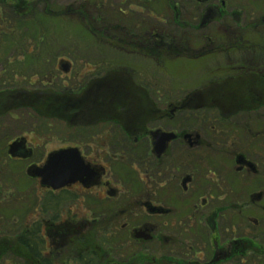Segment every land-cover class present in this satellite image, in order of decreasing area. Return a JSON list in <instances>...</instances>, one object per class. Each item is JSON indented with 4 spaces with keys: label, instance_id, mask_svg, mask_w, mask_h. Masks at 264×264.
I'll return each mask as SVG.
<instances>
[{
    "label": "flooded vegetation",
    "instance_id": "obj_1",
    "mask_svg": "<svg viewBox=\"0 0 264 264\" xmlns=\"http://www.w3.org/2000/svg\"><path fill=\"white\" fill-rule=\"evenodd\" d=\"M41 1L33 0L30 9ZM196 1L204 6L197 5L192 13L198 26L215 22L219 5L222 10L227 7V0ZM255 3L241 4L238 13L244 11L247 19L256 18L261 33L232 34L226 23L223 34H197V41L206 42V51H199L194 59L217 55L226 64L210 66L204 74L207 80L198 82L197 90L180 99L162 97L158 102L149 97L151 84L132 81L128 84L146 90L148 98L130 97L129 101L137 106L148 103L150 109L145 107V114H122L119 111H127V104L117 108L115 102L111 106L116 114L103 108L92 125L68 131L71 144L62 150H77L88 170L81 180L59 189L30 176L36 201L27 215L33 221L22 222L14 239L2 241L24 251L19 241L27 233L33 238L41 236L45 259L51 264H59L53 250L68 252L77 241L85 246L77 255L70 253L73 264L89 256L99 264H264V0H258L256 9ZM9 10L22 17L12 0H0V20ZM68 10H73L69 15L88 22L82 6ZM223 15L227 21L226 10ZM176 22L186 21L178 15ZM0 27L5 31L2 23ZM103 33L110 38L107 31ZM134 34L127 36L130 52L167 55L179 47L170 45L173 40L164 36L152 41L137 40ZM110 36L113 42L123 41L120 34ZM105 77L102 74L97 84H103ZM6 94L7 90L0 88V119L8 114L9 102L15 107L11 111H34L38 106V98L31 99L32 103L21 97L8 101ZM82 102L69 106L68 113L84 111ZM107 124L111 130L96 129ZM23 140L26 156L9 155L14 141L6 146L10 160L34 158L26 139L19 141ZM3 180L11 185L8 178ZM61 197L64 202L57 205ZM12 201L20 200L14 197ZM6 206L0 203V212ZM87 209L88 215L80 216ZM41 216L50 219L41 221ZM1 223L7 228L8 220L3 218ZM84 231L99 234L98 250L91 248L87 235L74 238ZM31 261L46 264L36 257Z\"/></svg>",
    "mask_w": 264,
    "mask_h": 264
},
{
    "label": "rangeland",
    "instance_id": "obj_2",
    "mask_svg": "<svg viewBox=\"0 0 264 264\" xmlns=\"http://www.w3.org/2000/svg\"><path fill=\"white\" fill-rule=\"evenodd\" d=\"M32 1L12 0L17 13L28 17V22L14 21L10 32H8L10 26L7 21L2 25L5 31H2L0 27V88L3 91L16 89L13 98L21 97L24 102L32 103L35 99L31 102L28 92L43 93L42 90L48 88L47 84L50 83L47 73L53 71L52 86L59 85L67 88H83L84 86V90L79 93H76V90L75 96L69 100L57 97L45 99L47 102H44L45 100L42 102L44 107L47 103L59 105L58 108L52 106L47 109L50 120L46 117L42 119L33 111L26 109L11 111L10 114L0 119V146L3 148L0 151V203L7 205L4 207V212H0V224L3 218L8 220L7 228L0 226V231H2L0 233L1 264H33L26 252L20 249L14 250L8 241L14 239L17 234L16 228L22 222L28 219L30 222L33 221L27 215L34 209L36 201L33 196L35 183L29 180V170L43 167L51 154L69 146L71 143L68 142V131L79 130L81 125H92L95 120H98V115L103 112V108L116 114L117 110L114 111L115 107L111 106L115 102L117 108H121L124 105L122 103L127 104L129 109L124 112L120 109L119 112L122 114H132V112L145 114L147 109H150L148 103L140 102V106H137L132 104L133 101H129L130 97L148 98L146 90H140L131 83L132 88V85L128 84L132 81L141 83V85L147 83L150 86L151 84L153 88L148 90L149 97H153L158 102L162 97L175 100L197 90L198 82L207 80L204 78L207 69L211 70L217 65H226L222 61L223 58L217 55L211 59L210 57L194 59L199 51H206V48H203L206 42L197 41V34H223L226 23L227 32L232 34L256 33L262 30L261 26L255 24L256 18L249 16L250 18L247 19L244 11L242 14L238 13L241 11L239 10L241 4L252 3L254 0H227L225 8L227 21L223 19L225 10H222L223 7L219 5L218 8L215 7L216 23L213 19L209 26H198L192 16L197 5L204 7L198 1L194 2L195 0H48L47 5L41 3L36 8L30 9L29 5ZM255 2L254 8L256 9L258 0ZM81 6L87 12L88 22L77 15H66L60 18L44 16L47 7L52 14H56L60 11L66 13L69 8L77 9ZM229 13L232 14L231 18L228 16ZM178 15H182L186 22H176ZM110 25H114L118 33L110 28ZM247 25L250 28H246ZM105 28L110 29L108 37L120 34L123 41L113 42L112 38V40L107 38L103 33ZM131 30L132 32H128ZM132 33H135L137 40L138 37H143L154 41L158 39V36H164L167 40H173L169 41L173 46L179 45V47L177 46L173 49L175 52L167 55L159 51L156 53L152 51V54L144 52L140 54L139 51L130 52L127 36ZM39 55H41L40 61L32 63L31 59ZM233 55H236V52ZM218 61L222 62L214 63ZM64 62L70 64L72 68L70 74L63 72L61 64ZM111 64L112 66L109 67ZM102 74L106 76V80L99 85L97 82L100 81ZM92 76L94 77L91 81ZM41 81L43 84L40 83ZM87 83L89 85L86 86ZM42 98H38V101ZM99 99L101 103L97 102ZM38 101L37 104H39ZM80 101H83L84 111L69 114V106H74ZM8 104V108L13 109L14 106L12 107L10 102ZM96 129L111 130L112 128L107 124L106 126L100 125ZM22 139H26V144L33 149L34 158L22 162L4 158L2 152H5L6 146ZM3 178H8L11 185L9 182L6 185L7 182ZM14 197L20 201L18 203L12 201ZM41 200L42 197H40V202ZM88 209L80 216L88 215ZM40 219L46 222L50 218L41 216ZM84 233H76L74 238L80 239V236L82 238L87 235L86 238L91 248L98 250L99 234L85 231ZM3 234L7 236H2ZM5 238L8 239L7 242L2 241ZM77 243L68 252H66L67 249L53 250L52 255L56 257L57 263L73 264L69 261V257L72 254L77 255L81 246H85L83 243ZM108 251L112 253L111 250ZM145 262L154 263V261H141L143 264ZM157 262L163 264L165 261Z\"/></svg>",
    "mask_w": 264,
    "mask_h": 264
},
{
    "label": "trees",
    "instance_id": "obj_3",
    "mask_svg": "<svg viewBox=\"0 0 264 264\" xmlns=\"http://www.w3.org/2000/svg\"><path fill=\"white\" fill-rule=\"evenodd\" d=\"M44 5H47V2H48V0H42L41 1ZM32 9V8H31ZM71 11H73V10H68V12H57L56 14H52L51 12H50V10H48V7H47V9L44 11V16L45 17H48V18H60V17H62V16H66V15H69L70 13L69 12H71ZM4 20H1L0 22L2 23V25L4 24V22H6L7 21V23L9 24V31L8 32H10V30H11V28L14 26L13 25V22L14 21H16L17 23H26V22H28L29 21V19H28V17H26V16H17V15H15L14 14V12H7L6 13V15L4 16V18H3ZM87 24H89V23H87ZM3 27V26H2ZM110 28H113L111 25L109 26ZM105 31H107V32H109L110 31V29H108V28H105ZM115 31V30H114ZM94 32V31H93ZM128 32H132V30L131 31H128ZM116 33H118V31H116ZM139 33V32H138ZM138 36V35H137ZM37 44V43H36ZM170 45H171V43H169ZM39 47V46H38ZM40 58H41V55H39V56H34L32 59H31V62L33 63V62H36V61H40ZM49 61V60H48ZM112 66V64L109 66V67H111ZM53 71H51V72H48L47 73V75H48V82H50V83H52V85H53V81H54V79H53V75H54V73H52ZM51 77H52V79H51ZM94 76H92L91 78H90V80L92 81V78H93ZM45 78H47V77H45ZM43 80V79H42ZM51 80V81H50ZM41 84H43L42 83V81L40 82ZM76 90H77V92H76ZM82 90H83V88H74V87H70V88H67V87H62V86H59V85H55V86H51V87H48V88H46V89H44V90H42V91H44L43 93H38V92H36V93H33V92H28V94H30V99L29 100H31V99H36V98H42L43 96V98L39 101V104H38V106L37 107H35V109H34V114H37V115H39V117L40 118H47V119H49L48 117V114H47V109L49 108V107H52V106H54V108L56 107V108H58L59 107V105L58 104H54V105H52V104H45V107H44V105L42 104V102L45 100V99H48L49 97H51V98H55V97H57L58 99H65V100H69L70 98H72L73 96H75V92L76 93H79V92H82ZM40 92V91H39ZM15 94H16V89L15 90H9V89H7V94H6V96H7V100L8 101H10L14 96H15ZM44 102H47V100H45ZM7 105H9V104H7ZM30 107H33V106H30ZM11 107H9L8 108V106H7V113L8 114H10V112H11V110L12 109H10ZM15 108V107H14ZM31 110V109H30ZM54 117H56V116H54ZM46 119V120H47ZM56 120L58 119V118H55ZM50 120V119H49ZM59 120V119H58ZM62 121V120H61ZM64 121V120H63ZM2 146H0V151H2L3 150V148H1ZM3 153V157L5 158H9L8 157V155H7V149H5V152H2ZM64 202V197H61V198H57V200H56V203H57V205H59L60 203H63ZM46 204H48L47 202H45L44 203V205L45 206H47ZM46 209V208H45ZM48 210V209H47ZM41 226H42V224H41ZM41 228V227H40ZM32 235V234H31ZM35 237V236H34ZM20 243H21V245L23 246V248H24V252H26V255L28 256V257H30V259L32 258V257H36V258H39L40 259V261H46V264H51L50 263V261H48V260H46L45 258L47 257V255H46V250H45V248L43 247V239H42V237L40 236V238H33L32 236H30V233H27L26 235H25V238L23 239V240H21V241H19ZM79 264H99L98 263V261L96 260V258H94V256H89V257H87V259H82V260H80L79 261ZM108 264H113V263H108Z\"/></svg>",
    "mask_w": 264,
    "mask_h": 264
},
{
    "label": "water",
    "instance_id": "obj_4",
    "mask_svg": "<svg viewBox=\"0 0 264 264\" xmlns=\"http://www.w3.org/2000/svg\"><path fill=\"white\" fill-rule=\"evenodd\" d=\"M61 68L65 74L71 70L70 64L64 62ZM25 141H16L10 145L9 155L13 158H24ZM30 156V155H28ZM88 167L85 166L77 150H62L49 156L43 167L29 170V175L40 178L44 186L59 189L77 180H81Z\"/></svg>",
    "mask_w": 264,
    "mask_h": 264
}]
</instances>
